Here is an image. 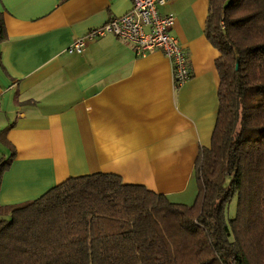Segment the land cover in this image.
Wrapping results in <instances>:
<instances>
[{"label": "crops", "instance_id": "crops-1", "mask_svg": "<svg viewBox=\"0 0 264 264\" xmlns=\"http://www.w3.org/2000/svg\"><path fill=\"white\" fill-rule=\"evenodd\" d=\"M130 0H0V158H12L2 205L36 199L70 177L96 172L192 205L195 167L219 111L216 59L206 37L210 0H172L173 34L192 76L174 84L159 50L137 56L113 34L68 47L131 9Z\"/></svg>", "mask_w": 264, "mask_h": 264}, {"label": "trees", "instance_id": "trees-1", "mask_svg": "<svg viewBox=\"0 0 264 264\" xmlns=\"http://www.w3.org/2000/svg\"><path fill=\"white\" fill-rule=\"evenodd\" d=\"M205 24L219 51V111L196 163V202L113 173L70 177L0 203V264H264V0H210ZM5 31L0 11V42ZM11 162L0 158V183Z\"/></svg>", "mask_w": 264, "mask_h": 264}, {"label": "built area", "instance_id": "built-area-1", "mask_svg": "<svg viewBox=\"0 0 264 264\" xmlns=\"http://www.w3.org/2000/svg\"><path fill=\"white\" fill-rule=\"evenodd\" d=\"M171 1L130 0L131 9L127 13L91 28L86 35L76 38L67 51L82 53L88 41L113 34L127 40L137 56L161 51L171 62L174 84L179 88L191 78L192 71L187 51L172 32L176 16L160 12V7Z\"/></svg>", "mask_w": 264, "mask_h": 264}, {"label": "rangeland", "instance_id": "rangeland-1", "mask_svg": "<svg viewBox=\"0 0 264 264\" xmlns=\"http://www.w3.org/2000/svg\"><path fill=\"white\" fill-rule=\"evenodd\" d=\"M236 196L232 198L228 205V218L232 219L236 215V209H237V200Z\"/></svg>", "mask_w": 264, "mask_h": 264}]
</instances>
